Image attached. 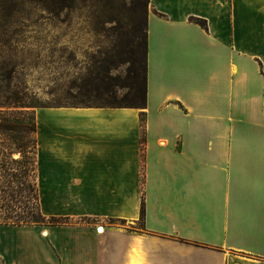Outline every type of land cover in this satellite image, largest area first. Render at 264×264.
<instances>
[{
	"label": "crops",
	"instance_id": "crops-1",
	"mask_svg": "<svg viewBox=\"0 0 264 264\" xmlns=\"http://www.w3.org/2000/svg\"><path fill=\"white\" fill-rule=\"evenodd\" d=\"M145 97L35 108L69 223L0 225V264H264V0H150Z\"/></svg>",
	"mask_w": 264,
	"mask_h": 264
},
{
	"label": "rangeland",
	"instance_id": "rangeland-1",
	"mask_svg": "<svg viewBox=\"0 0 264 264\" xmlns=\"http://www.w3.org/2000/svg\"><path fill=\"white\" fill-rule=\"evenodd\" d=\"M108 1L111 8L105 0H75L59 11L54 0H0V101L12 96L31 113L49 106L141 104L144 48L131 64L128 41L144 26V15L122 12L132 0Z\"/></svg>",
	"mask_w": 264,
	"mask_h": 264
},
{
	"label": "trees",
	"instance_id": "trees-1",
	"mask_svg": "<svg viewBox=\"0 0 264 264\" xmlns=\"http://www.w3.org/2000/svg\"><path fill=\"white\" fill-rule=\"evenodd\" d=\"M131 1V0H130ZM75 0H54V9H70ZM150 0H132L124 4L122 12L127 14L142 11L144 26L133 30L128 43L131 64L137 62L140 47L144 50L145 89L141 104L126 107L144 108L146 106V54H147V15ZM105 7H112L105 0ZM191 21L207 28L205 20L190 18ZM114 19L100 22L110 23ZM128 35V34H126ZM142 40V41H141ZM141 41V43L139 42ZM128 58V59H129ZM0 101V225L3 226H62L69 223L68 218L46 217L41 211L40 194L37 182V138L34 111L28 110L26 102L12 96ZM114 106V105H112ZM118 106V105H115ZM26 121V122H25ZM143 123L144 120L142 119ZM16 154V156H13ZM144 200L141 207V220L144 219Z\"/></svg>",
	"mask_w": 264,
	"mask_h": 264
}]
</instances>
